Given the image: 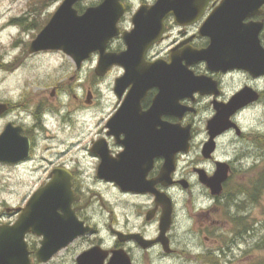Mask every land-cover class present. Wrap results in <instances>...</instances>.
Here are the masks:
<instances>
[{
    "label": "flooded vegetation",
    "instance_id": "af4514ba",
    "mask_svg": "<svg viewBox=\"0 0 264 264\" xmlns=\"http://www.w3.org/2000/svg\"><path fill=\"white\" fill-rule=\"evenodd\" d=\"M161 1L118 0L122 8L116 23L119 35L108 41L105 54L125 52L122 35L132 33L138 24L143 29L147 19L137 16ZM163 1L171 7V0ZM222 1L184 0V18L180 21L170 9L165 13L158 38L144 50L141 60L146 66L164 67L157 71L161 75L163 72L164 80L123 78L125 71L119 66L111 67L104 77L84 78L94 89L91 85L84 89L83 105L76 109L80 114H102L95 132L89 129L84 133L85 119L81 121L80 115L71 119L80 131H73L70 124L65 129L67 119L59 118L65 116L59 111L63 107L44 109L34 103L29 107L6 103L7 112L0 120L16 111L26 116L21 124L5 121L4 127L9 123L21 127V137L29 142V155L17 165L0 163V167L23 164L28 181L36 183L23 204L12 207L0 200V227H11L28 200L57 175L64 178L69 196L64 204L66 213L58 210L56 215L69 221L71 217L76 223L73 234H78L47 261L39 262L42 238L27 233L30 264H165L172 259L183 264H219L220 224H228L232 233L230 221L237 216L231 208L236 200L248 193V203L255 202L252 199L264 188V116L258 122L246 120L249 113L259 109L264 112V73L210 68L196 59L198 52L210 44L201 29ZM45 2L43 11L53 10L41 30L63 0H42V4ZM102 2L79 0L73 8L80 16ZM242 24H261L257 38L264 51V5ZM57 52L35 54L49 57ZM93 57L98 60V53L91 54L79 68L74 63V71L80 72ZM260 59L263 61L264 55ZM172 64L191 73V82L187 84L181 77L180 82L179 78L174 80L177 86L173 84V78H168ZM114 70L117 75L108 78ZM75 77L72 74L68 82L52 78L50 97L78 99L76 88L83 85L82 78ZM72 80L75 87L70 86ZM176 87L179 89L172 103L165 99L156 102L163 91L170 94ZM96 91L101 93L99 107L93 103ZM239 96L242 98L237 107L231 106ZM219 114H229L222 118L226 128L215 130L212 137L208 125ZM116 116V127L111 129L109 124ZM56 118L66 125L64 130L57 128V136L49 128V119ZM172 127L179 136L188 134L186 151L179 148L172 154ZM40 142L51 146L43 151L51 150L48 156L37 154ZM224 249L230 251L228 246ZM90 253L92 261L87 257Z\"/></svg>",
    "mask_w": 264,
    "mask_h": 264
},
{
    "label": "water",
    "instance_id": "95a60500",
    "mask_svg": "<svg viewBox=\"0 0 264 264\" xmlns=\"http://www.w3.org/2000/svg\"><path fill=\"white\" fill-rule=\"evenodd\" d=\"M79 0H63L58 10L51 17L48 24L31 42L28 52L30 54L40 51H62L71 57L79 68L81 63L93 53H98L99 59L94 73L103 77L112 66L122 67L125 71L123 78H144L145 81L164 80L163 72L158 71L159 65H143L144 50L159 36L161 21L165 13L174 12L177 20L184 18L182 3L184 0H171V7L166 6L162 0L157 7L147 13L137 16L147 19L140 29L130 34H123L127 50L119 54H105L108 41L119 35L116 27L122 8L118 0H104L99 6L87 9L83 15H77L73 8ZM168 1H166V4ZM264 5V0H223L217 9L205 22L201 34L210 39L207 49L198 52L196 59L204 61L210 68L224 67V69H247L254 73H264V60L261 56L264 51L258 42V32L261 24L246 25L242 21L257 13ZM136 22V21H135ZM257 71V72H256ZM156 73H158L156 75ZM183 78L187 84L194 78L191 73L183 71L179 66L172 64L168 78L177 86ZM167 94L163 91L156 102L169 100L173 102L176 91ZM242 97L234 99L231 106H236ZM6 104H0V115L7 111ZM229 114L217 115L209 122L208 128L213 137L215 130L222 131V118ZM118 116L109 124L111 129L116 127ZM22 129L8 124L0 135V163L18 164L27 159L29 155V142L21 137ZM177 129L172 127V154L181 148L186 151L188 147V134L177 135ZM174 150V152H173ZM173 166V160H172ZM224 177L221 178L223 180ZM139 183L137 182V185ZM68 185L62 176L53 175L51 181L38 190L27 203V207L20 211V215L11 227H0V264H30L25 235L31 233L42 238L38 250V261H47L54 253L65 247L76 235L72 229L76 223L70 217L56 215L60 210L66 213L64 204L68 201ZM92 261L93 255H87Z\"/></svg>",
    "mask_w": 264,
    "mask_h": 264
},
{
    "label": "rangeland",
    "instance_id": "374dc122",
    "mask_svg": "<svg viewBox=\"0 0 264 264\" xmlns=\"http://www.w3.org/2000/svg\"><path fill=\"white\" fill-rule=\"evenodd\" d=\"M46 6L47 3L42 4V0H0V103H11L13 106L15 104L16 107H29L34 103V106L41 105L44 109L63 107L59 111L65 116L59 118L60 120L62 118L67 119L65 120L67 124L65 129L70 127V124L73 131L77 129L78 132L79 128H77L76 122L71 119L80 115L81 121L85 119L82 129L84 133L86 134L89 129L95 132V126L102 114H80L76 108H81L83 105L81 95L82 93L85 95L84 89L90 85L94 89V85L84 78H99L94 74L97 64L96 58L93 57L80 72H76L73 68L72 59L62 52H57L59 54L49 57L37 56L38 54L35 53L32 55L28 52L30 43L43 27L44 19L52 13V8L43 11L42 7ZM19 18L25 19L22 24L19 23L21 25L15 21ZM116 73L114 70L108 78H113L117 75ZM72 74L76 75L75 78H82L80 84L83 85V88H76L75 93L78 99L73 100L71 96L62 97L60 95H56L54 99L51 98V83L54 81L52 78H64L63 82H68V78H71ZM75 85L76 81L72 80L70 86L75 87ZM70 90L72 89L70 88ZM100 90L103 91V89ZM99 91H96V94L93 92L94 107H99L101 100ZM263 116L264 112L259 109L249 113L246 120L249 123L258 122V119ZM24 117L26 116L21 111L10 112V115L4 120H0V134L4 129L5 121L21 124ZM27 118L31 119L30 116ZM60 120L49 119L53 126L49 125V128L54 135L57 133L56 136L59 134L57 128L64 130L63 127L66 126L64 121ZM47 148H51V146H46L44 142H40L37 147V154L48 156L51 150L43 152ZM34 183L36 181L30 183L23 173V164L16 167L2 166L0 167V200L9 202L12 207L23 204L24 199L29 196L30 189L35 186ZM246 198L248 199V193L239 197L236 200V205L234 204L231 208L234 215L237 216L235 218L241 219L239 222L230 221L231 229H234L233 232L229 231L230 226L228 224H220L221 251L219 253L221 258L219 264H221L220 262H226V264L264 262V188L258 194L255 202L248 203ZM245 204L247 205L244 206ZM243 207H245V211H242ZM237 211L240 212L236 215ZM239 226L247 227L246 230L248 231L239 230ZM224 246L229 247L228 253ZM222 249L225 254H223ZM165 264L183 263L172 259L166 261Z\"/></svg>",
    "mask_w": 264,
    "mask_h": 264
},
{
    "label": "trees",
    "instance_id": "16d2710c",
    "mask_svg": "<svg viewBox=\"0 0 264 264\" xmlns=\"http://www.w3.org/2000/svg\"><path fill=\"white\" fill-rule=\"evenodd\" d=\"M18 21V23H23V20H17ZM21 24H19V25H21ZM252 200H255V198H253ZM252 264H264V262H253Z\"/></svg>",
    "mask_w": 264,
    "mask_h": 264
}]
</instances>
